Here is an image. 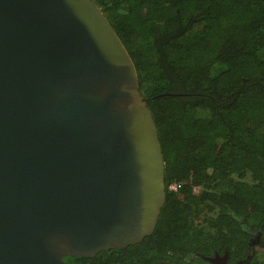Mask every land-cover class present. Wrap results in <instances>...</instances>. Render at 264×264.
Segmentation results:
<instances>
[{
    "label": "water",
    "instance_id": "obj_1",
    "mask_svg": "<svg viewBox=\"0 0 264 264\" xmlns=\"http://www.w3.org/2000/svg\"><path fill=\"white\" fill-rule=\"evenodd\" d=\"M148 102L94 0H0V264H74L156 230L166 161Z\"/></svg>",
    "mask_w": 264,
    "mask_h": 264
},
{
    "label": "trees",
    "instance_id": "obj_2",
    "mask_svg": "<svg viewBox=\"0 0 264 264\" xmlns=\"http://www.w3.org/2000/svg\"><path fill=\"white\" fill-rule=\"evenodd\" d=\"M94 1L149 98L167 197L142 242L65 259L210 264L206 256L228 249L231 264H264V0ZM251 229L262 242L247 258Z\"/></svg>",
    "mask_w": 264,
    "mask_h": 264
},
{
    "label": "flooded vegetation",
    "instance_id": "obj_3",
    "mask_svg": "<svg viewBox=\"0 0 264 264\" xmlns=\"http://www.w3.org/2000/svg\"><path fill=\"white\" fill-rule=\"evenodd\" d=\"M261 234L262 231L258 229H251L250 230V241H249V248L251 249L247 255V258H250L251 255L253 254V248L256 243H261ZM208 258H213L214 261H210ZM247 258H244L246 260ZM206 259L208 263L210 264H231V253L228 249H225L223 252H219L216 250L213 254L206 256ZM242 261L238 260L237 263L234 264H241Z\"/></svg>",
    "mask_w": 264,
    "mask_h": 264
},
{
    "label": "built area",
    "instance_id": "obj_4",
    "mask_svg": "<svg viewBox=\"0 0 264 264\" xmlns=\"http://www.w3.org/2000/svg\"><path fill=\"white\" fill-rule=\"evenodd\" d=\"M180 185H181V183H179V182H171L169 184V189L172 190V191H178L179 188H180ZM199 190H200V187H195L194 188L195 192H198Z\"/></svg>",
    "mask_w": 264,
    "mask_h": 264
}]
</instances>
